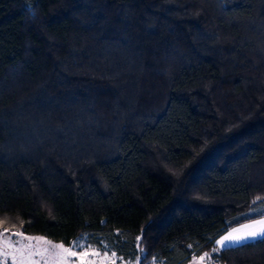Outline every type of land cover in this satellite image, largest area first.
<instances>
[{"label":"trees","instance_id":"trees-1","mask_svg":"<svg viewBox=\"0 0 264 264\" xmlns=\"http://www.w3.org/2000/svg\"><path fill=\"white\" fill-rule=\"evenodd\" d=\"M261 205L264 0H0V230L264 264Z\"/></svg>","mask_w":264,"mask_h":264},{"label":"snow or ice","instance_id":"snow-or-ice-1","mask_svg":"<svg viewBox=\"0 0 264 264\" xmlns=\"http://www.w3.org/2000/svg\"><path fill=\"white\" fill-rule=\"evenodd\" d=\"M259 210L262 213V218L253 220L250 223L243 224L238 228H232L226 234L219 236L215 240L212 252L218 251L220 248L225 247L228 243L239 242L241 240L249 238H257L264 236V205H261ZM3 223V221H0ZM8 229L0 230V258L7 259L9 250H12L11 259L13 262L17 259V254L21 258H25V251L27 250V257L30 258L33 255L47 254V259H52L55 264H76L73 257L79 261V264H97L98 261L108 260V250L103 249V256H101V249L96 248L93 245L82 243L80 240L73 241L69 246H65L63 243H52L42 237H25L22 232L12 233V235L20 237L13 241L11 236L5 235ZM83 238H81L82 240ZM139 239V237H137ZM27 240L29 243H24ZM43 241V247L34 246L31 241ZM115 254L113 253V256ZM209 253H204L198 259L203 264L206 258H209Z\"/></svg>","mask_w":264,"mask_h":264},{"label":"rangeland","instance_id":"rangeland-1","mask_svg":"<svg viewBox=\"0 0 264 264\" xmlns=\"http://www.w3.org/2000/svg\"><path fill=\"white\" fill-rule=\"evenodd\" d=\"M240 226L241 225L236 226V227H233V228H238ZM12 233H17V232L8 231L7 233H5V235L11 236V239L13 241H15L17 239H20V237L15 236V235H12ZM224 234H226V233H224ZM24 236L25 237H29V236L30 237H38V238L39 237H42V238H44V239H46L48 241H51V240H49V239H47L46 237H43V236H37V235L32 236V235H25V234H24ZM257 238H259V237H257ZM257 238H249V239L241 240L239 242L228 243L225 247L232 246V245H238V244H241V243H243L245 241H252V240L257 239ZM78 240H80L82 243H85V241L83 239L81 240V238H78V239L73 240V241H78ZM73 241H71L70 244ZM51 242L54 243V244L56 243V242H53V241H51ZM24 243L27 244V243H29V241L25 240ZM31 243L34 246H36V247H43V241L34 240V241H31ZM69 245H65V246L67 247ZM225 247H223V248H225ZM220 249H222V248H220ZM113 253L115 254L114 256H113ZM107 255L109 257L108 260L98 261L97 264H142V263H140L138 256H135L134 258H130V259H124L121 255H118L115 252H107ZM11 256H12V250L10 249L9 250L8 258L7 259L0 258V264H55V261H53L52 259H47L46 260V257H47V254L46 253L44 255H33L30 258H28L27 257V250H26L25 251V258H21L19 256V254H17V259L15 260V262H13V260L11 259ZM101 256H103V252H101ZM198 258L199 257L193 258L191 261H189L187 263H184V264H201V262L199 261ZM72 260H75L76 261V264H79V261L76 260L75 257H73ZM149 264H156V263H149ZM203 264H210V263L207 261V259H205L203 261Z\"/></svg>","mask_w":264,"mask_h":264},{"label":"crops","instance_id":"crops-1","mask_svg":"<svg viewBox=\"0 0 264 264\" xmlns=\"http://www.w3.org/2000/svg\"><path fill=\"white\" fill-rule=\"evenodd\" d=\"M249 223V222H248ZM245 224H247V223H245ZM263 237V236H262ZM260 238V237H259ZM245 242H247V241H245ZM244 243V242H243ZM232 246H234V245H232ZM227 247H229V246H227Z\"/></svg>","mask_w":264,"mask_h":264}]
</instances>
